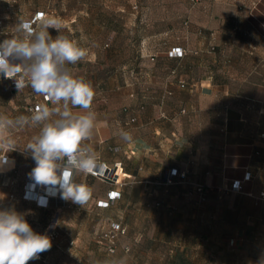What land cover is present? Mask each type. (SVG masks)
I'll list each match as a JSON object with an SVG mask.
<instances>
[{
  "label": "rangeland",
  "instance_id": "obj_1",
  "mask_svg": "<svg viewBox=\"0 0 264 264\" xmlns=\"http://www.w3.org/2000/svg\"><path fill=\"white\" fill-rule=\"evenodd\" d=\"M200 1L0 0V42L19 37L21 33L17 32V24L19 21L31 19L36 11H42L44 16L59 18L63 24L62 34L88 49L84 60L70 67L73 75L83 77L95 88L93 101H97V108L104 110L110 102L115 107L120 129L126 125L129 127L137 124L138 121L144 122L140 135L145 139H152L160 149V157L151 160L154 163L152 170L131 179L129 184L135 186L127 193L128 199L140 201L141 209L136 215L134 209H128L132 220L129 219L128 225L124 226L126 233L119 237L116 251L108 253L96 240L107 228L109 221L123 222L126 210L121 202H114L110 208L106 207L107 209H98L91 201H94L103 189H109L110 182L90 174L85 176L82 184L92 188V196L83 206L60 197L50 207L42 209L25 203L21 192L23 184L29 180L28 174L35 167V162L30 152H26L23 147L38 134L39 127L13 130L12 135L17 147L7 154L15 158L16 165L11 170L3 167L0 178V210H15L24 216L34 232L50 238L51 249L39 254L40 258L37 259L44 261L43 264H112L113 261L119 264L123 258L116 256L118 249L126 247V250L130 251L136 242L142 250L153 246L154 253L144 254L142 251L138 257H127V263L123 264L264 262V215L259 214L256 206L248 200V196L239 197L240 213L238 216L234 215L238 217L239 223H232L231 220L216 223L210 225L209 233L202 232L206 231L207 223L197 224L195 235L186 237L182 232H170L166 225L160 224L158 227L156 222V219L162 222L163 218L174 214L183 218L188 214L183 201H186L188 206H198L204 200L202 198H205L204 193L196 190V186L193 191L198 193L197 197L193 195L192 190L184 194L170 193V187L176 180L168 184L165 183V178L163 179L166 168L171 166V158L167 152L169 139L183 137L191 141L192 146H199L211 130V114L199 109L198 93H188L186 89L192 87L208 72L214 71L223 75L224 68H229L226 59L231 50L216 49L217 46L213 44L207 47L204 33L190 29L194 10H197ZM39 21L34 27L39 26ZM49 32L53 38L59 34L54 29H49ZM179 43L186 45L185 53H188L189 65L183 67L181 62L177 61L174 67H171L160 53L166 52L168 55L169 46ZM92 52L95 53L94 58ZM169 67L174 68V73H170V76L167 75ZM179 72H185L187 77L184 81L178 79ZM180 82H183L185 87H180ZM237 82L230 78L225 80L227 85ZM170 83L173 85L171 90ZM116 87L119 90H131L132 101L123 104L113 93L111 101L105 102V92ZM13 93L9 84L0 80V114L10 118L31 115L28 110V93ZM137 93L144 95L138 96ZM123 113L128 114L124 122ZM131 118L134 120L131 121ZM85 143L88 144V141ZM90 145L101 157H114L116 154H113H119L121 150L117 145L107 147L104 141ZM122 162L125 169L137 167L131 159ZM114 164L106 165L112 167ZM144 164L146 166L149 163ZM114 179L125 182L121 169H117ZM257 179L264 187V172ZM226 199L229 202L237 200L233 196ZM134 215L138 216L139 222L134 221ZM224 215L230 218L231 212ZM235 226L253 227L254 237L240 240V245L237 246V241L232 236ZM137 230L141 236L135 239ZM155 231H158L157 238L152 240L151 233L154 235ZM175 250L177 254L170 256Z\"/></svg>",
  "mask_w": 264,
  "mask_h": 264
},
{
  "label": "crops",
  "instance_id": "obj_2",
  "mask_svg": "<svg viewBox=\"0 0 264 264\" xmlns=\"http://www.w3.org/2000/svg\"><path fill=\"white\" fill-rule=\"evenodd\" d=\"M194 12L190 29L204 33L207 47L209 44H213L217 46L216 49H227L231 52L228 55L229 58L226 59L229 68H224L223 75L214 71L208 72L207 75H203L193 84V88L186 89L188 93L197 92L200 98L199 109L211 114V118H209L210 133L205 135L199 146H192L191 141H187L183 137L169 139L167 144L171 166L166 168L163 179L172 168H176L179 172H185L184 177H175L176 183L170 187V193L180 192V194H184L193 191L194 186L200 185L205 197L202 198L204 200L198 206H188L187 202L183 201L188 210V214L183 218L174 214L173 216L169 215L166 219L163 218L164 221L162 222L156 219L158 227L160 224L166 225L170 232H182L186 237L195 235L196 225L200 223L204 225L207 223L205 225L206 231L203 230L202 232H207L210 225L223 223L227 220H231L232 223L235 221L239 223L238 217H234V215L238 216L240 213L238 200L242 195L250 197L248 200L251 204L256 206L261 216L264 215V202H259L256 199L258 194L264 191V187L259 184L257 179L264 172V139L259 138V133L264 131V0H201ZM176 46L186 48V45L181 43L172 44L169 48ZM160 54L171 67H174L177 61H180L183 67L189 65L188 53H185L181 58L169 57L166 52ZM92 55L94 58L95 53L92 52ZM173 69L169 67L168 76L170 73H174ZM108 73L110 72L108 71ZM186 77L185 72L178 73L179 80L184 81ZM227 78L238 82L227 85L225 83ZM169 88L170 90L173 89L171 83ZM11 91L14 92L13 94L26 91L29 96L28 105L41 100V96L33 92L30 87H25L19 92L17 90ZM105 93H107L105 95L107 101L105 102L111 101L110 97L113 93L118 96V100L123 104L132 101L130 96L132 93L128 89L119 90L116 87V89H109ZM137 95L143 96L144 94L137 93ZM225 97L229 98L225 99ZM96 102V100L92 102L90 109L96 113V122L88 144L96 145L104 141L107 147L117 145L121 149L119 154L112 153L113 155L116 154L114 157H101L98 154V158L99 161L108 165L120 164L121 174L125 182L124 185L117 187L120 196L114 202L123 203V208L126 211L123 214V222H119L123 226H127L129 219L132 220L128 209H134L135 215L141 209L140 201L128 199L127 193L130 188L135 186L129 183L133 177L144 175L150 169L152 170L154 163L151 160L160 157V149L152 139H145L140 135L144 122L138 121L137 124L123 127L124 130L132 134L133 140L130 143L121 140L119 136L121 129L117 125L115 107L109 102L107 108L101 110L97 108ZM45 104L51 107L50 101ZM73 111L81 112L82 110L76 108ZM127 115L123 113V122L127 119ZM6 155L9 159V164L6 167L8 170L14 169L15 158ZM130 159L132 163L137 164V167L125 169L122 161L125 162ZM144 162H148L150 166H145ZM246 171H250L253 178L243 181L242 191H229L230 183L235 179L242 181ZM0 172H3V168H0ZM87 175L79 174L75 176V181L82 183V179ZM107 190L108 188L103 189L94 201H91L95 208L107 209L98 204L100 200L106 199ZM193 193L197 197L198 193L195 191ZM247 193H251L252 196ZM229 196H233L237 200L234 201L233 199L229 202L226 199ZM55 200L53 199L51 204L55 203ZM24 202L32 204L38 209L43 208L27 200ZM71 203L73 202L71 201ZM228 212H231L230 218L224 215ZM134 221L139 222L138 216H135ZM253 229V227L240 228V226H235L232 236L237 241L236 245L239 246L242 239L248 240L254 237ZM153 232L151 239L155 240L158 231H155L154 235ZM135 236L137 239L141 233L138 231ZM124 248L118 249L116 254L120 257L119 259L125 260L123 263H127L126 260L129 258L140 256L142 251L144 254L154 253L153 246L142 250L141 247H138L137 242L132 245L130 251H127L126 247ZM176 254L177 251L175 250L170 256ZM43 262L34 259L30 260L28 264H43Z\"/></svg>",
  "mask_w": 264,
  "mask_h": 264
},
{
  "label": "clouds",
  "instance_id": "obj_3",
  "mask_svg": "<svg viewBox=\"0 0 264 264\" xmlns=\"http://www.w3.org/2000/svg\"><path fill=\"white\" fill-rule=\"evenodd\" d=\"M62 28V21L54 16H43L38 27L19 21L21 35L0 42V76L14 80L18 92L30 87L51 103V107L38 105L31 115L10 118L0 114V168L9 164L6 154L17 147L13 130L39 127L23 147L35 162L29 179L33 186L83 206L92 188L77 183L75 176L104 170L98 154L85 143L95 128L96 113L90 109L96 91L91 82L73 75L70 67L84 60L88 49L62 34ZM49 29L59 34L53 38ZM76 108L82 111L74 112ZM119 136L126 143L133 140L124 129ZM51 247L50 238L34 232L22 214L0 210V264H28Z\"/></svg>",
  "mask_w": 264,
  "mask_h": 264
},
{
  "label": "built area",
  "instance_id": "obj_4",
  "mask_svg": "<svg viewBox=\"0 0 264 264\" xmlns=\"http://www.w3.org/2000/svg\"><path fill=\"white\" fill-rule=\"evenodd\" d=\"M43 16H44V13L42 11H37L31 17V19L24 20V21L32 24V26L34 27V24H36L40 19H42ZM1 24H2V21L0 20V26H1ZM184 54H185V49L180 47V46L173 47L168 51V55L170 57H181ZM0 80L6 81L9 84V87L11 90H17L14 80L6 79L3 76H0ZM180 86L181 87L184 86L183 82H180ZM47 102L48 101L45 100V98L41 96V100L40 101L38 100V101L34 102L33 104L29 105L28 110L32 113V111L38 105L45 104ZM133 120H134V118H131V121H133ZM259 138L264 139V131H261L259 133ZM100 162L104 165L103 172H100L99 170H97L95 173L90 174V175L97 177L103 181L110 182L111 186L107 190L106 199L100 200L98 202L100 207H109L117 198H119L120 192L117 189V187L124 184V182L122 183V182H119L117 179H114L115 172L117 171V169H120L119 163H115L114 166L110 167V166L106 165L104 162H102V161H100ZM1 174H2V172H0V178H1ZM184 176H185V172H179L176 168H172L167 173L164 181H165V183L170 184V183L174 182L175 177H184ZM252 178H253L252 173L250 171H246L243 175L242 181L235 179L230 183V186L228 188L229 191H232V192L233 191H235V192L242 191L243 181H247V180H250ZM196 190L202 194L203 190H202V187L200 185L196 186ZM247 194L249 196H252L251 193H247ZM21 196L24 200L33 202L37 206L43 207V208L50 207L52 200L60 197L59 194L52 195L50 190H46L42 186H39V185L33 186V182L30 179L27 180L23 184ZM256 199L264 201V191H261L258 194V196L256 197ZM38 201L40 202L39 204H38ZM41 204H43L45 206H40ZM125 233H126V228L120 222L109 221L107 228L99 234L97 241H98V243H100L104 246L105 250L108 253H114L117 249V241H118L119 237L124 235ZM39 258H40V256H39Z\"/></svg>",
  "mask_w": 264,
  "mask_h": 264
},
{
  "label": "trees",
  "instance_id": "obj_5",
  "mask_svg": "<svg viewBox=\"0 0 264 264\" xmlns=\"http://www.w3.org/2000/svg\"><path fill=\"white\" fill-rule=\"evenodd\" d=\"M170 57V56H169ZM183 87V86H182ZM97 241V240H96ZM97 243H98V241H97ZM100 244V243H99ZM102 245V244H101ZM103 246V245H102ZM103 248H104V246H103ZM104 250H105V248H104ZM106 251V250H105ZM107 252V251H106Z\"/></svg>",
  "mask_w": 264,
  "mask_h": 264
}]
</instances>
